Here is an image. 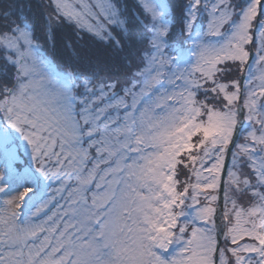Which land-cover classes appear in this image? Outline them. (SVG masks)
I'll list each match as a JSON object with an SVG mask.
<instances>
[{
  "label": "snow or ice",
  "instance_id": "1",
  "mask_svg": "<svg viewBox=\"0 0 264 264\" xmlns=\"http://www.w3.org/2000/svg\"><path fill=\"white\" fill-rule=\"evenodd\" d=\"M0 264H264V0H0Z\"/></svg>",
  "mask_w": 264,
  "mask_h": 264
},
{
  "label": "trees",
  "instance_id": "2",
  "mask_svg": "<svg viewBox=\"0 0 264 264\" xmlns=\"http://www.w3.org/2000/svg\"><path fill=\"white\" fill-rule=\"evenodd\" d=\"M128 4L130 7H134V0H128Z\"/></svg>",
  "mask_w": 264,
  "mask_h": 264
}]
</instances>
